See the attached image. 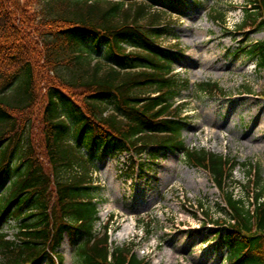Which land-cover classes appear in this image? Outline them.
Segmentation results:
<instances>
[{"label":"trees","instance_id":"obj_1","mask_svg":"<svg viewBox=\"0 0 264 264\" xmlns=\"http://www.w3.org/2000/svg\"><path fill=\"white\" fill-rule=\"evenodd\" d=\"M183 3L0 0V264H64L66 240L76 264H151L132 243L114 245L109 223L96 228L94 172L102 153L142 158L162 150L183 153L220 189L225 217L211 218L208 230L228 247L226 263L264 264L261 172L246 204L227 189L237 162L183 138L184 104L175 98L190 82L174 71L179 51L159 42L168 29L161 12L182 13ZM248 3L238 27L264 29V0ZM242 49L264 70V40ZM197 88L224 93L212 81Z\"/></svg>","mask_w":264,"mask_h":264},{"label":"rangeland","instance_id":"obj_2","mask_svg":"<svg viewBox=\"0 0 264 264\" xmlns=\"http://www.w3.org/2000/svg\"><path fill=\"white\" fill-rule=\"evenodd\" d=\"M245 7H251L248 0H185L182 13L161 12L168 29L159 42L179 50L173 68L190 82L175 98L184 104L186 145L237 162L227 189L248 204L255 174L264 177V70L242 48L264 40V29L238 27ZM207 81L217 82L224 93L198 90L197 84ZM35 111L34 122L40 115ZM34 129L40 137L39 121ZM94 177L100 186L96 228L109 223L114 245L132 243L151 264H227L228 247L205 227L199 207L202 203L210 212V220L224 218L218 205L222 193L209 172L189 163L183 153L162 150L157 157L142 158L102 153ZM14 224L5 226L10 236ZM61 251L64 264H76L68 240Z\"/></svg>","mask_w":264,"mask_h":264}]
</instances>
